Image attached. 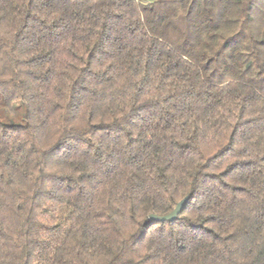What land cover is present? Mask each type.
Returning <instances> with one entry per match:
<instances>
[{"label": "trees", "instance_id": "trees-1", "mask_svg": "<svg viewBox=\"0 0 264 264\" xmlns=\"http://www.w3.org/2000/svg\"><path fill=\"white\" fill-rule=\"evenodd\" d=\"M0 264H264V0H0Z\"/></svg>", "mask_w": 264, "mask_h": 264}, {"label": "water", "instance_id": "water-1", "mask_svg": "<svg viewBox=\"0 0 264 264\" xmlns=\"http://www.w3.org/2000/svg\"><path fill=\"white\" fill-rule=\"evenodd\" d=\"M187 200H188V196H185L184 198H182L180 201H178L176 203L175 207L170 212H168V213H166L164 215L150 214L149 215V219L159 220V221L173 220L180 213L183 205L186 203Z\"/></svg>", "mask_w": 264, "mask_h": 264}, {"label": "rangeland", "instance_id": "rangeland-1", "mask_svg": "<svg viewBox=\"0 0 264 264\" xmlns=\"http://www.w3.org/2000/svg\"><path fill=\"white\" fill-rule=\"evenodd\" d=\"M22 114H23L22 111L17 112V114L15 115L14 119H15L16 121H20V118H21Z\"/></svg>", "mask_w": 264, "mask_h": 264}]
</instances>
